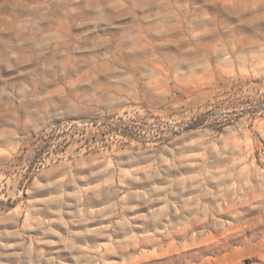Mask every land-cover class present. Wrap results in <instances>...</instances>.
Here are the masks:
<instances>
[{"label": "rangeland", "instance_id": "rangeland-1", "mask_svg": "<svg viewBox=\"0 0 264 264\" xmlns=\"http://www.w3.org/2000/svg\"><path fill=\"white\" fill-rule=\"evenodd\" d=\"M0 264H264V0H0Z\"/></svg>", "mask_w": 264, "mask_h": 264}]
</instances>
